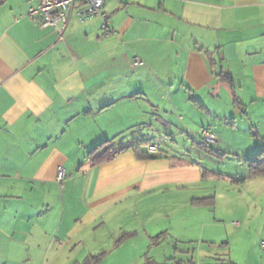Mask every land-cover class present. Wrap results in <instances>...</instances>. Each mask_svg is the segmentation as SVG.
Here are the masks:
<instances>
[{
	"label": "crops",
	"instance_id": "crops-1",
	"mask_svg": "<svg viewBox=\"0 0 264 264\" xmlns=\"http://www.w3.org/2000/svg\"><path fill=\"white\" fill-rule=\"evenodd\" d=\"M28 1L0 0V264H84L101 253L97 264H150L172 220L201 211L191 200L205 196L211 175L134 149L157 144L158 120L180 108L206 113L197 129L214 135L207 144L219 153L244 162L264 148V44L242 46L264 41V0H105L108 37L101 18L78 20L77 4L58 36L26 17ZM207 33L231 86L204 56ZM102 141L125 150L91 166L86 153ZM234 176V187L264 192V174ZM122 234L132 236L115 246Z\"/></svg>",
	"mask_w": 264,
	"mask_h": 264
},
{
	"label": "rangeland",
	"instance_id": "rangeland-1",
	"mask_svg": "<svg viewBox=\"0 0 264 264\" xmlns=\"http://www.w3.org/2000/svg\"><path fill=\"white\" fill-rule=\"evenodd\" d=\"M215 39L208 34L207 44L200 46L204 48V53H208L209 59L213 60L215 73H219L220 65L215 62L218 61L213 44ZM263 44L262 39L253 38L242 46ZM166 89H163L165 95ZM165 102L169 103L168 100ZM169 111V114L175 115L174 120L170 117L160 118L158 131H153L160 135L161 139L156 143L161 153L174 157V160L179 158L185 162L196 163L213 176L209 178L211 182L206 184L207 192H201V195L205 196L198 198V205H194L201 207V211L197 208L196 211H190L191 213L185 212L190 218L187 220L173 219L170 234L166 235V239L158 243L153 240L155 247L148 256L150 264H154L152 261L158 264H264V249L260 245L264 241V192H254L249 185L234 187L228 180L235 177L234 175L246 172V164L232 154L213 155L209 150L218 152L214 143L200 146V137H191L193 132H198L197 127L202 123L201 120L206 123V113L201 115L196 111L192 115L191 112L194 111L189 110L187 113L184 108ZM163 121L169 124H164ZM188 121L194 126L193 132H188L185 128ZM139 148L145 151L144 143L140 144ZM47 187L55 191L58 184L48 183ZM180 198L167 196V201L176 205ZM51 202L57 203L52 195H48V204ZM65 203H68L67 200ZM81 203L82 200L79 204ZM160 203L162 207L166 199L161 198ZM185 208L189 209L187 205ZM185 223L186 225H182ZM181 225L188 226L189 229L183 233L177 229ZM103 238L106 239L107 236ZM96 247L94 243L88 244L84 251ZM127 248L129 252L132 251L130 246ZM146 249L145 245L140 247V251Z\"/></svg>",
	"mask_w": 264,
	"mask_h": 264
},
{
	"label": "built area",
	"instance_id": "built-area-1",
	"mask_svg": "<svg viewBox=\"0 0 264 264\" xmlns=\"http://www.w3.org/2000/svg\"><path fill=\"white\" fill-rule=\"evenodd\" d=\"M105 0H29L26 17L36 20L41 28L50 27L61 36L65 30L69 14L77 4L79 9L76 12L80 22L88 21L94 17L101 18V33L104 37L112 34L108 26L107 18L103 16L102 9ZM133 64H140L137 58H133ZM192 138L200 137L201 141L208 142L214 140V135L206 128H200L198 132H193ZM147 154L156 156L159 154V146L155 143L146 142L144 144ZM63 171L57 170L56 181L62 180ZM261 248L264 249V241L261 242Z\"/></svg>",
	"mask_w": 264,
	"mask_h": 264
},
{
	"label": "trees",
	"instance_id": "trees-1",
	"mask_svg": "<svg viewBox=\"0 0 264 264\" xmlns=\"http://www.w3.org/2000/svg\"><path fill=\"white\" fill-rule=\"evenodd\" d=\"M204 56L207 58L209 67L213 72V70H214L213 60L209 59L207 52L204 53ZM215 76L217 78H219L220 81L227 83L230 86L232 85L231 75L229 73L220 71ZM190 101L198 110L206 112L204 107L200 103H198L196 100H194L192 97H190ZM234 103L235 104L237 103L235 97H234ZM230 121L228 123L231 125L232 119ZM252 135L256 136V134H252ZM198 144L200 146H205L207 144V142L201 141ZM124 150L125 149H122V148L116 146V144H114L111 141H102L87 151L85 159L91 166H95V165H98L100 163H103V162H106V161L113 159L117 154H119L120 152H122ZM134 151L136 152L138 158H140V159H149L151 157H154L152 155L147 154L146 151H141L139 148H135ZM209 151L213 155H219V156L224 155L223 153H219V152H216L213 150H209ZM244 163L246 164V169H247L248 174L250 176H257V175L264 174V148L260 152H258V154L256 155V157L254 159L246 160V161H244ZM80 168H81V166H79V169ZM203 173L211 175L206 170H204ZM211 176H213V175H211ZM233 182L236 183L237 181H233ZM198 201H200V200L193 199V200H191V203L193 204V206L198 205L197 204V203H199ZM131 236H132V234H122L115 241L114 245L115 246L119 245L120 243L124 242L126 239L130 238ZM160 236L161 235H159L158 238ZM104 255H105L104 253H101V254H98L95 256H91L88 258V260L85 261L84 264H97L102 259V257ZM180 264H183V263H180Z\"/></svg>",
	"mask_w": 264,
	"mask_h": 264
}]
</instances>
